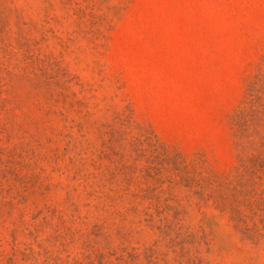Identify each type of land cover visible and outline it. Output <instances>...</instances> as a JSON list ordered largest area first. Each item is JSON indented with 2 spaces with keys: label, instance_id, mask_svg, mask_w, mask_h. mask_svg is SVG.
<instances>
[{
  "label": "rangeland",
  "instance_id": "374dc122",
  "mask_svg": "<svg viewBox=\"0 0 264 264\" xmlns=\"http://www.w3.org/2000/svg\"><path fill=\"white\" fill-rule=\"evenodd\" d=\"M0 264H264V0H0Z\"/></svg>",
  "mask_w": 264,
  "mask_h": 264
}]
</instances>
